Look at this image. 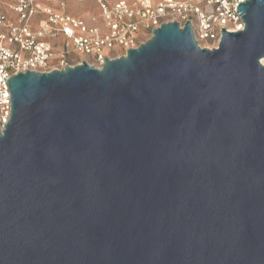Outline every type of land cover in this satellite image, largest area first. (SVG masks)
I'll use <instances>...</instances> for the list:
<instances>
[{
	"label": "water",
	"instance_id": "obj_1",
	"mask_svg": "<svg viewBox=\"0 0 264 264\" xmlns=\"http://www.w3.org/2000/svg\"><path fill=\"white\" fill-rule=\"evenodd\" d=\"M236 12L7 79L0 264H264V0Z\"/></svg>",
	"mask_w": 264,
	"mask_h": 264
},
{
	"label": "built area",
	"instance_id": "obj_2",
	"mask_svg": "<svg viewBox=\"0 0 264 264\" xmlns=\"http://www.w3.org/2000/svg\"><path fill=\"white\" fill-rule=\"evenodd\" d=\"M243 1L95 0L98 13L85 18L68 12L65 0H13L0 11V129L11 115L7 79L19 71L48 72L83 61L101 68L105 58L125 55L174 20L180 27L189 20L198 46L217 48L223 27L244 28L236 12Z\"/></svg>",
	"mask_w": 264,
	"mask_h": 264
},
{
	"label": "rangeland",
	"instance_id": "obj_3",
	"mask_svg": "<svg viewBox=\"0 0 264 264\" xmlns=\"http://www.w3.org/2000/svg\"><path fill=\"white\" fill-rule=\"evenodd\" d=\"M12 1L13 0H0V11H4L6 9V5ZM65 2L66 10L73 14H77L86 18L91 14L96 15L98 13L95 0H87L81 3L75 0H65ZM115 49H117V47H115Z\"/></svg>",
	"mask_w": 264,
	"mask_h": 264
},
{
	"label": "bare ground",
	"instance_id": "obj_4",
	"mask_svg": "<svg viewBox=\"0 0 264 264\" xmlns=\"http://www.w3.org/2000/svg\"><path fill=\"white\" fill-rule=\"evenodd\" d=\"M261 63H263V64H264V58H262V59H261Z\"/></svg>",
	"mask_w": 264,
	"mask_h": 264
}]
</instances>
